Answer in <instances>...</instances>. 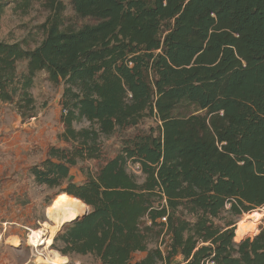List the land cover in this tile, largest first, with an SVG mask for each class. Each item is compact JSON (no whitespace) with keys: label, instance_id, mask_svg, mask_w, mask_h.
<instances>
[{"label":"trees","instance_id":"16d2710c","mask_svg":"<svg viewBox=\"0 0 264 264\" xmlns=\"http://www.w3.org/2000/svg\"><path fill=\"white\" fill-rule=\"evenodd\" d=\"M13 2L48 15L34 48L0 41V103L25 121L38 72L62 85L57 139L68 146H49L29 173L53 191L45 207L61 193L89 207L51 248L100 264H264V227L235 237L264 205V0H70L91 20L79 27L64 24V0ZM148 117L155 127L72 180L73 167L101 159V138ZM165 236V250L149 247Z\"/></svg>","mask_w":264,"mask_h":264},{"label":"rangeland","instance_id":"374dc122","mask_svg":"<svg viewBox=\"0 0 264 264\" xmlns=\"http://www.w3.org/2000/svg\"><path fill=\"white\" fill-rule=\"evenodd\" d=\"M8 1L0 16V41H18L27 48H34L44 36L41 25L46 20L48 11L39 3H34L24 13L16 7L13 0ZM64 4L65 25L79 27L91 22L90 19L75 15L70 0H64ZM24 66V62H20L18 69L21 71ZM31 91L37 107L36 119L31 118L23 123L13 105L0 103V264H53L51 261H57L58 264H100L91 255H74L71 258L66 257L62 262L59 259L60 253L52 249L51 244L33 246L29 240L30 230L40 231L43 238L54 233L53 240L63 224H60L58 219L50 220L44 217L46 208L44 199L52 195L53 191L36 185L29 173V167L39 164L45 158L49 146H68L53 139L61 128L59 101L62 85L52 84L47 80L45 73L40 71L36 74ZM156 124L155 118H144L135 127L118 129L111 136L101 138V159L85 160L73 167L72 180L76 183L84 182L88 173L95 174L99 165L119 152L123 140L147 132L149 127H155ZM128 170L142 179L136 163H130ZM80 209L75 212L79 217L89 210L88 207ZM252 212L260 213L261 216L253 217ZM240 220L246 224L247 230L237 235L235 229V237L239 239L236 242L253 237L261 227H264L263 205L249 214H243ZM168 242V236L163 239L160 237L157 243L151 242L149 247L159 245L165 250ZM145 254L134 253L131 263L141 259Z\"/></svg>","mask_w":264,"mask_h":264},{"label":"bare ground","instance_id":"6f19581e","mask_svg":"<svg viewBox=\"0 0 264 264\" xmlns=\"http://www.w3.org/2000/svg\"><path fill=\"white\" fill-rule=\"evenodd\" d=\"M84 207H88V206L86 204H84L82 201H80L79 199L71 197V196H69V195H67L65 193H61V194L57 195L51 201L50 205L47 207V214L51 218H53L55 220L58 219L59 221L61 219H66V218L67 219H71V218L77 217L75 212L78 210V208L82 209ZM263 207H264V205H263ZM251 215L253 217H254V215H257L258 217L261 216L260 213H255V212H252ZM245 230H247V226H246V224L243 221L240 220L238 222V226L236 228L237 235L238 234L239 235L243 234L245 232ZM53 234L54 233H51L46 238H43V236L41 235L40 231H38V230H30V232H29V240L31 242V245H33V246H38V245H41V244L49 245L52 242ZM51 262H53V264H58L57 261H51Z\"/></svg>","mask_w":264,"mask_h":264},{"label":"crops","instance_id":"0c3cea01","mask_svg":"<svg viewBox=\"0 0 264 264\" xmlns=\"http://www.w3.org/2000/svg\"><path fill=\"white\" fill-rule=\"evenodd\" d=\"M34 119H36V116L35 117H33ZM21 120V119H20ZM30 119H28V120H26V121H21V122H27V121H29ZM62 129H63V127H62V124H61V128H60V130L58 131V133H57V135L62 131ZM39 131H41V130H39ZM57 135L55 134V137L53 138L54 139V141L55 140H58L57 139ZM42 187H44V186H42ZM44 189H45V187H44ZM48 207V206H47ZM47 207L45 208V211H44V217L46 218V219H50L51 220V217L47 214ZM89 208V207H88ZM71 219H73V218H71ZM71 219H61L60 220V224H62V223H64V222H66V220L67 221H70ZM63 221V222H62ZM60 260H62V262H64V259H66V256H62V255H60V258H59ZM61 262V263H62Z\"/></svg>","mask_w":264,"mask_h":264},{"label":"water","instance_id":"95a60500","mask_svg":"<svg viewBox=\"0 0 264 264\" xmlns=\"http://www.w3.org/2000/svg\"><path fill=\"white\" fill-rule=\"evenodd\" d=\"M86 214V213H85ZM77 217H79V216H77ZM77 217H74L73 219H75V218H77ZM73 219H71V220H73Z\"/></svg>","mask_w":264,"mask_h":264},{"label":"built area","instance_id":"2783aa9c","mask_svg":"<svg viewBox=\"0 0 264 264\" xmlns=\"http://www.w3.org/2000/svg\"><path fill=\"white\" fill-rule=\"evenodd\" d=\"M162 221H165V218H162Z\"/></svg>","mask_w":264,"mask_h":264}]
</instances>
